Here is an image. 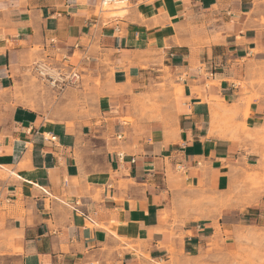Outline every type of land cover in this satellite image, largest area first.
<instances>
[{
  "label": "crops",
  "instance_id": "0c3cea01",
  "mask_svg": "<svg viewBox=\"0 0 264 264\" xmlns=\"http://www.w3.org/2000/svg\"><path fill=\"white\" fill-rule=\"evenodd\" d=\"M101 1L0 0V264L170 262L216 224L264 229V192L233 200L264 176V0ZM61 60L81 81L56 101L33 69Z\"/></svg>",
  "mask_w": 264,
  "mask_h": 264
},
{
  "label": "rangeland",
  "instance_id": "374dc122",
  "mask_svg": "<svg viewBox=\"0 0 264 264\" xmlns=\"http://www.w3.org/2000/svg\"><path fill=\"white\" fill-rule=\"evenodd\" d=\"M123 7H125V4L124 6H102L100 4L97 8V14L102 13L106 17L119 15V9H122ZM32 83L40 88L41 92H45L46 90L53 91V99L59 101L61 90L59 91L58 89L52 88L45 80L38 77L37 74L33 75ZM87 93L91 96L89 108L90 113H96L92 98L96 97L99 92L89 90ZM241 185L245 187H238L234 193V198L231 197L235 204H239V202L240 204L243 202H256L264 192V176L260 177L257 173L251 172L247 175L244 181L241 180ZM242 188L247 190L245 199H241L240 192L242 191ZM227 198L228 199H225V197L220 195H214L208 198L203 197L202 201L205 205H208L210 208L212 207L211 210H218L220 212L225 204L229 203V197ZM195 200L192 203V206L186 207L187 211H194L195 205L199 204ZM209 207L206 208L210 209ZM184 220L187 223H192V225L201 222L199 217L193 219L187 217ZM96 263L102 264L100 262ZM107 264L127 263L115 260L114 262ZM137 264H264V229L256 226L247 227L242 225L231 227L230 229H224L219 224H216L215 234L206 239L203 246L195 252V254L191 256H183L182 259L173 257L170 262L141 261Z\"/></svg>",
  "mask_w": 264,
  "mask_h": 264
},
{
  "label": "built area",
  "instance_id": "2783aa9c",
  "mask_svg": "<svg viewBox=\"0 0 264 264\" xmlns=\"http://www.w3.org/2000/svg\"><path fill=\"white\" fill-rule=\"evenodd\" d=\"M128 0H102L101 5H120L127 4ZM33 71L42 80H45L52 88L59 91L66 87H76L80 84L81 73L75 66L66 61H60L57 66L46 62H38L34 65ZM82 264H97L94 261H86Z\"/></svg>",
  "mask_w": 264,
  "mask_h": 264
},
{
  "label": "bare ground",
  "instance_id": "6f19581e",
  "mask_svg": "<svg viewBox=\"0 0 264 264\" xmlns=\"http://www.w3.org/2000/svg\"><path fill=\"white\" fill-rule=\"evenodd\" d=\"M120 5H122V6H124V4L123 3H121ZM126 6V5H125ZM115 7V6H114Z\"/></svg>",
  "mask_w": 264,
  "mask_h": 264
}]
</instances>
